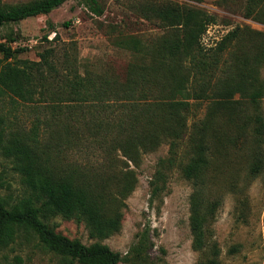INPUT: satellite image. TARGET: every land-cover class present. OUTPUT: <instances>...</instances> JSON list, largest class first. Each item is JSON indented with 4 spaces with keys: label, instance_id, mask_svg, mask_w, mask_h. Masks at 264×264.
I'll list each match as a JSON object with an SVG mask.
<instances>
[{
    "label": "trees",
    "instance_id": "1",
    "mask_svg": "<svg viewBox=\"0 0 264 264\" xmlns=\"http://www.w3.org/2000/svg\"><path fill=\"white\" fill-rule=\"evenodd\" d=\"M66 1L12 6L0 1V29L47 15ZM83 1L94 13H102L98 0ZM136 11L162 33L147 41L134 36L116 40L133 58L122 79L82 74L68 61L59 71L52 50L40 53L39 61L12 60L16 51L0 43V99L53 102L44 106L43 116L36 117L24 138L9 134L0 115V154L12 162L27 191L13 203L0 193V255L25 233L59 256L61 264H147V230L127 259L102 243L69 239L47 222L61 216L84 223L92 240L119 232L121 214L108 215L101 197L112 196L107 186L119 167L117 152L137 165L142 153L168 144V155L157 161L150 197L157 199L166 191L175 168L192 184L190 223L196 251L208 246L215 207L207 209L200 198L212 152L250 145V174L260 173L256 148L264 146V115L258 114L264 98V33H253L258 40L249 45L250 31L235 27L207 47L202 37L217 23L214 15L171 2L145 3ZM244 15L264 24V0H247ZM202 105L205 111L199 117ZM246 109H252L253 116L248 118ZM69 149L86 160L71 162ZM94 155L100 160L90 163ZM122 180L119 193L126 196L134 186L132 172H125ZM210 248L212 258L200 264H220L219 249L215 244Z\"/></svg>",
    "mask_w": 264,
    "mask_h": 264
},
{
    "label": "rangeland",
    "instance_id": "2",
    "mask_svg": "<svg viewBox=\"0 0 264 264\" xmlns=\"http://www.w3.org/2000/svg\"><path fill=\"white\" fill-rule=\"evenodd\" d=\"M2 5H24L37 0H0ZM247 0H98L102 13L96 14L83 0H68L47 15L28 18L0 29V43L16 53L12 60L39 61V54L52 50L53 62L59 71L68 66L67 61L79 73H93L123 78L127 66L132 62L129 51L119 47V37L134 36L144 41L161 34L155 22L141 18L136 8L150 2H171L202 10L217 18V23L208 27L202 37L210 47L227 31L239 27L248 29L249 45L258 40L253 33H264V24L245 17ZM260 77L264 79V66ZM235 100L239 99L235 95ZM53 102H37L35 105L21 102L9 96L0 99V115L7 132L24 138L36 117H42L44 106ZM71 104V103H69ZM205 105L198 111L204 114ZM246 115L253 116L252 109ZM259 113L264 115V98ZM256 148V147H255ZM260 154L261 171L250 174L253 162L251 147L244 150L227 146L212 152L203 193L200 196L208 209L215 205L209 221L208 246L202 251L194 250L191 233L192 184L182 178L178 168L169 175L167 189L157 199L151 200L150 182L157 161L168 155V144L162 143L153 152L142 153L137 165L120 156L119 167L110 177L107 190L112 196H101L108 215L116 212L122 216L119 232L103 240L89 238L84 223L67 220L61 216L48 219L56 232L77 239L85 245L98 242L117 252L122 258H131L138 236L147 230L143 259L147 264H200L212 258L210 246L219 249L220 264H264V146L256 148ZM71 162L86 160L74 150H66ZM57 153V150H55ZM89 162L100 160L91 157ZM121 161H123L121 163ZM126 164V165H125ZM131 171L133 189L121 196L122 176ZM1 195L10 202L25 197L27 191L12 162L0 154ZM6 256V260L2 256ZM0 264H61L60 258L42 246L30 235L16 240L0 255ZM120 264H137L134 261Z\"/></svg>",
    "mask_w": 264,
    "mask_h": 264
}]
</instances>
